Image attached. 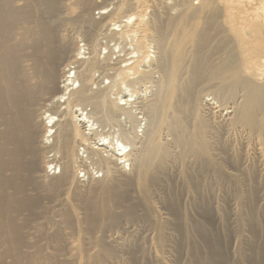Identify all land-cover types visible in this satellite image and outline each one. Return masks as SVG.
<instances>
[{
    "label": "bare ground",
    "instance_id": "6f19581e",
    "mask_svg": "<svg viewBox=\"0 0 264 264\" xmlns=\"http://www.w3.org/2000/svg\"><path fill=\"white\" fill-rule=\"evenodd\" d=\"M193 1L0 0V264H106L122 255L126 264H150L142 238H129L118 250L112 240L93 237L132 227L153 232L150 243L161 256L188 252L187 264H264L251 197H242L247 202L237 222L255 237L252 248L233 259L217 227L214 186L224 178L244 185L225 169L229 159L217 151L209 120L197 108L199 80L218 71L209 78L223 83V99L243 91L227 125L264 139V0ZM147 4L153 13L146 19ZM128 39L134 49L127 52L136 56L127 60L115 49L123 51ZM213 43L229 51L219 69L203 59ZM148 84L156 89L153 97L135 108L119 97L122 86L133 97L137 85ZM137 111L148 122L142 135L135 128ZM122 116L134 127L123 128ZM114 122L117 136L105 132ZM49 157L53 174L60 171L47 180V195L59 200L72 191L74 204L69 195L61 199L52 233L46 231L50 223L43 224L53 249L45 256L40 246L30 253L24 248L32 219L52 212L38 193ZM80 168L88 184L77 179ZM29 187L36 193L28 194ZM75 223L94 238L98 252L89 256L94 240L78 243L82 260L70 263L58 257Z\"/></svg>",
    "mask_w": 264,
    "mask_h": 264
},
{
    "label": "rangeland",
    "instance_id": "374dc122",
    "mask_svg": "<svg viewBox=\"0 0 264 264\" xmlns=\"http://www.w3.org/2000/svg\"><path fill=\"white\" fill-rule=\"evenodd\" d=\"M164 1H166L168 6H172L174 4L182 2L183 0H164ZM198 2H199L198 0L193 1L194 4H197ZM110 10H112V6H109L107 8V11H110ZM152 10L153 9L149 6V4L144 6L143 13L146 15V19L151 18V15L153 13ZM131 20L134 21V18H132ZM131 20L128 22V25L130 24L129 27H132L134 24V22ZM130 22L133 24H131ZM120 29L121 27L118 30ZM128 40L129 41H127V45L129 43L131 44L130 39ZM113 44L114 43H112V45ZM83 45H84L83 42H79L80 48H82L81 46ZM130 46L131 45H128V47L124 46V48L125 49L127 48V49L126 50L123 49V51L122 49H120V46H119V49L118 48L115 49V51L117 50L118 52V54L117 52L116 54L120 55L121 54L120 52L122 53L124 52L122 55L125 54L124 56L126 57V53H127V57H128L127 60L130 59L131 57H135L136 56L135 53H134L135 56H133L132 54H128L132 52L131 50L134 49V47H130ZM127 50L130 52H127ZM81 52L84 53V56H85V54L88 51H86L85 48L84 49L82 48ZM102 52L104 55L107 52V50L103 49ZM207 54H208V58H203V59L209 66L210 64L212 65V63L214 64V66L211 67V69H219L220 65L225 61L226 58L229 57V51L222 49V47L218 45L217 43H213L212 48L208 49ZM155 55H156V50L153 47V45H151L150 50H149L150 59H154ZM84 56L82 54V57ZM115 57L116 56H114V58ZM132 60L133 59L129 60V63H131ZM259 61L262 64L264 63L263 58H261ZM217 72L218 71L206 72L205 76L199 80L197 88L200 90L201 93H200L199 105L197 108L199 112L201 113V115L204 116L203 118L209 120L208 122L210 123V126H211V133H213L215 137L214 141H215L217 151L219 153H222L223 151H225L226 156L229 159V163L227 164L225 169L228 170L229 173L236 174V176L239 178V180L244 185V187L239 188L235 186L232 182H230L228 179L224 178L220 182H218L221 184L217 183L214 186V190H213V197L215 199L214 201H215V207H216V212H217V215H216L217 216V223H216L217 227L221 228L222 231L224 229V231L221 233L225 234L224 237L228 241V249L230 251V255L232 256L233 259L234 258L238 259L237 256H240V253H239L240 250H243V249L248 250L252 248L255 243V237L249 233V229L248 230L245 229L241 231L239 224L237 222L238 216L241 212V208L244 205V203L247 202V200H243L242 197H245V196L251 197L254 201V205L256 209V223L258 224L259 231H260V236L258 238V242L256 245L258 247L264 246V139L263 138L260 139L258 135L251 134L243 128L241 129L233 128L232 129L231 127H229V125H227L228 123L227 120H229L228 118L231 117V115L233 114V109L243 101V97H242L243 91L241 90V87H239L237 90L236 97H234L233 99H223L220 96V92H221V89H226L225 86L219 80L209 78L210 75L216 74ZM71 76H73V73H71ZM158 76L159 75H157V77ZM260 80L262 83V81L264 80V74L260 77ZM77 86L78 85L75 84L74 87L76 88ZM150 86L151 84L144 85V86L137 85L136 89H133L132 91L133 97H130L131 92L129 90H127L126 92V88L122 86L119 97L124 96L123 98L124 100L125 99L132 100L133 102L132 106L135 108L137 106L136 102L148 101L151 99V97H153L156 89L155 88L153 89V87L151 86L152 87L151 88ZM113 97L115 98V96ZM134 111H136V109ZM138 113L139 111H137V114ZM137 117L139 120L138 126L137 124L135 125L132 123L128 125L129 121H127L128 119L127 120L125 119V116H122V118L119 121L122 124L121 126L126 129L127 128L131 129L134 127L133 125H135V128L138 134L142 135L143 130L148 125V122H147L146 116L143 114H138ZM56 118L55 120H57ZM191 121H193L192 117H191ZM194 121L196 122V119ZM118 124L119 123L114 122L113 123L114 127L112 126L107 127L105 129V132L107 134L115 133V136H117L118 134L117 131L120 128ZM128 149H130V147H128ZM47 156H49V154ZM51 159L53 158L49 157L46 160V162L43 161L42 165H43L44 172L42 174L43 175L45 174L44 175L45 179L44 181H38L39 183L38 193L40 192L43 195L42 197H43L44 207L49 206L52 212H49L48 216L46 215V217L45 215L43 217L37 216L38 218L32 219V223L30 224V226L26 227L27 229H25V237L27 239V245L24 248V251L26 253L27 252L30 253L34 251L32 249H35L36 247L40 246L43 248V252L45 256L46 255L51 256L53 254L52 252L53 249L50 248L51 246L47 243V240L45 239V237H43V234H45L44 231L42 230L43 224L50 223V226H48V230L46 231L52 233L54 231L55 224L61 220V214L63 212V209H60L58 207L59 205L58 203L61 202V199L62 198L64 199L65 197H68L69 195L71 198V204H74V198L72 195V191H67L66 193L67 194L69 193V194L59 198V200L52 199L51 196L47 195L46 189H45L46 183L53 176L58 175L60 171L58 167L56 169V173L53 174L55 172V169H54V166L52 165L53 162L51 161ZM128 164L129 162L125 166V168H127L125 169L126 172H129V169H130V166ZM84 173H86V170H83V168H80L76 172V177L80 181L81 184H88L89 179H87V177L84 178L83 176ZM95 175L97 177V174ZM100 175L101 173L98 174V176ZM54 179L55 178H53L52 180ZM92 183L97 184V182H92ZM28 192H29L28 194L30 195L36 193V191H34V189L31 187H29ZM53 220L55 221L53 222ZM226 225H227V229H226ZM75 226H76L75 230L72 228V229H68L65 231V238H66L65 249H64L65 251L62 253L63 255L61 254L58 257L59 260L67 261L70 263H75V262H78V260H82L81 258L82 253L78 248V243L84 246L85 243L89 242L90 244V242L93 241L94 238L101 239L104 237V240L106 239L105 241L107 240L108 242L113 241L111 245L114 246L115 243L118 244L115 246L117 247V249L120 244L124 243L123 241L125 240L128 241L127 239L129 238H131L129 239L130 241H133V239L135 238L136 239L142 238L144 243L146 244V249H147V259L146 260H148L150 264H158V262H160V264H163L162 262H164V264H168L169 261L171 262V264H187L190 261L189 254L188 252H186L187 253L186 254L185 250L183 251V253L180 254L179 257L175 256L173 251H169L167 252V254L165 253V255L161 256L156 250V248H154L151 245V243L154 242L156 235L153 232L149 233L147 231H138L137 227H132V229H129L128 231H124V232H122L123 230L117 231L119 230V227H117L115 228V230L111 231V232L117 231L116 232L117 234L114 233L115 237L116 236L117 237L116 239H113L115 237H113L114 235H112V233H109L107 235H102L100 231H98V233H96L93 236L94 238L90 237L88 234H85L81 226L78 227L76 223H75ZM120 232L123 234H120ZM107 238H110V239H107ZM117 241L119 242L117 243ZM120 249L121 248H119L118 250ZM97 252H98V247L95 244V240H94V242L90 244L89 256H92L96 254ZM123 257L124 255H122V257L118 256L113 260H109L106 264H126L125 262L126 257H124L125 260ZM152 258H155V260ZM181 260L182 261L184 260V261L182 262ZM7 262L10 264L11 260L9 259L7 260ZM45 264H55V262H49V263L46 262Z\"/></svg>",
    "mask_w": 264,
    "mask_h": 264
},
{
    "label": "built area",
    "instance_id": "2783aa9c",
    "mask_svg": "<svg viewBox=\"0 0 264 264\" xmlns=\"http://www.w3.org/2000/svg\"><path fill=\"white\" fill-rule=\"evenodd\" d=\"M83 178V177H82Z\"/></svg>",
    "mask_w": 264,
    "mask_h": 264
}]
</instances>
